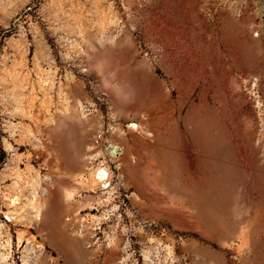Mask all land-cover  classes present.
Wrapping results in <instances>:
<instances>
[{"label":"rangeland","instance_id":"374dc122","mask_svg":"<svg viewBox=\"0 0 264 264\" xmlns=\"http://www.w3.org/2000/svg\"><path fill=\"white\" fill-rule=\"evenodd\" d=\"M254 6L0 0V264H264Z\"/></svg>","mask_w":264,"mask_h":264},{"label":"built area","instance_id":"2783aa9c","mask_svg":"<svg viewBox=\"0 0 264 264\" xmlns=\"http://www.w3.org/2000/svg\"><path fill=\"white\" fill-rule=\"evenodd\" d=\"M245 2H248L249 0H244ZM252 1L254 6V12L256 14V17L258 19V24L253 29L255 34H261L264 33V0H250Z\"/></svg>","mask_w":264,"mask_h":264},{"label":"bare ground","instance_id":"6f19581e","mask_svg":"<svg viewBox=\"0 0 264 264\" xmlns=\"http://www.w3.org/2000/svg\"><path fill=\"white\" fill-rule=\"evenodd\" d=\"M118 147H114V149L111 151V155L113 156V157H116L117 155H118ZM105 173V172H104ZM102 175V174H101Z\"/></svg>","mask_w":264,"mask_h":264}]
</instances>
